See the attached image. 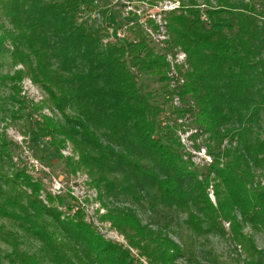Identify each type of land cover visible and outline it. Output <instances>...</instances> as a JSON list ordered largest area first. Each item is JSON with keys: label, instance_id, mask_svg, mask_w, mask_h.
<instances>
[{"label": "trees", "instance_id": "trees-1", "mask_svg": "<svg viewBox=\"0 0 264 264\" xmlns=\"http://www.w3.org/2000/svg\"><path fill=\"white\" fill-rule=\"evenodd\" d=\"M93 1L0 0V61L7 55L11 68H22L0 76L3 86L10 85L8 99L24 105L17 86L24 78L43 92L40 107L56 112L61 123L42 116L38 132L58 148L68 142L77 160L66 165L74 173L85 170L100 194L134 204L150 196V207L185 214L198 237L225 236L227 223L229 239L246 252L245 264H262L241 225L264 231V0H215V6L206 0L204 12L193 8L200 6L196 0H150L179 3L163 17L165 53L186 56L175 66L178 106L168 114L137 82V76L168 82L165 54L155 53L139 32L132 43L104 44L102 28L77 23L80 9L90 10ZM179 131L192 144L205 138L211 159L201 172L183 152ZM16 175L37 194V184ZM4 201L17 212L2 211L4 217L23 216L25 230L41 244L36 257L19 252L13 241L10 264H133L127 250L105 241L78 214L61 222L33 196L26 207L16 196ZM30 211L35 220L44 212L57 221L62 236L30 220ZM102 218L148 264L183 257L182 247L142 226L130 209L107 210Z\"/></svg>", "mask_w": 264, "mask_h": 264}, {"label": "rangeland", "instance_id": "rangeland-1", "mask_svg": "<svg viewBox=\"0 0 264 264\" xmlns=\"http://www.w3.org/2000/svg\"><path fill=\"white\" fill-rule=\"evenodd\" d=\"M94 1L96 3L93 2L89 7L100 11L101 22L95 21L91 25L99 29L104 27L107 17L114 25L133 21V14L129 13L127 17L125 15V4H136L145 0ZM182 1L184 5L188 2V0ZM205 1L196 0V4L200 6L193 8L196 11L204 12L206 9ZM213 1L215 0H210L211 4L215 6ZM244 2L247 3L248 0H244ZM147 3L152 6V13L159 15L161 19L165 16L164 12L161 13L160 10L163 5L168 4L167 1L152 4L150 0H147ZM156 8H160V10L158 11ZM201 15L203 14L201 13ZM76 19L77 23H81L78 20V15ZM4 24L9 29L7 22L4 21ZM136 34L137 30L132 31L134 38H136ZM0 64L1 77L13 70H22L19 66L11 68L7 55L1 59ZM137 82L142 86L145 93L151 94V103L154 107H160L165 114H168L169 107H175L171 106L169 100H166V95L171 90L168 84L159 83L152 78L143 76H137ZM9 86L8 84L3 86L0 82V190L5 195L4 197L0 196V235L2 236L0 237V264H10V260L14 258V256H11L12 247L10 246L13 241L18 245L19 252L36 257L40 255L38 250L41 244L38 241V236L25 230L23 216L15 220L7 219L2 214V211L17 213L16 210L7 207L4 201L7 197L13 196H16L20 204L25 207L33 196L39 206H42L46 212L55 211L60 214L61 222L73 221L77 214L80 215L83 222L92 226V228L94 227L95 232L105 241L127 250L133 257V264H148V260L141 257L136 249L131 248L125 237L113 229L107 220H103L102 217L107 210L130 209L135 213L142 226L167 235L173 243L182 247L183 250V257L178 258L175 264L246 263V252L234 244L227 235L229 229L227 223L222 224L226 233L225 236L212 233L206 235V237H198L185 224V214L166 210L157 205H155L156 207H150L148 203L150 196L145 195V199L140 204H134L124 197L110 198L105 197L102 193L100 194L90 184V179L85 170L79 169L74 173L70 170L69 165H66L65 162L69 158L75 162L77 160V154L73 151L72 146L66 142L58 148L56 144L50 142L51 138L38 132L42 127V116L61 123V117L56 112L48 109L46 105L40 107L41 101L45 99L43 92L27 79H22L17 86L20 88L19 97L22 98L24 105L19 107L8 99L11 95ZM259 126L261 129L264 126V113H262ZM177 135L180 144L183 146V152L201 172L211 159L204 152V147L207 144L205 138L192 144L187 142L186 137L180 131ZM2 142L4 143V151L1 148ZM194 144L202 147L199 153L194 151ZM17 173L27 176L30 183L38 185L37 194H33L28 187L19 185L21 179L17 178ZM257 173L258 171H255V175ZM150 195L152 194L150 193ZM210 199L212 198L210 197ZM41 215L42 219L35 220L33 212L30 211L29 217H31L30 220L37 221V225L53 230L62 236L57 225L58 222L46 216L44 212ZM46 223L50 225L47 226ZM241 226V232L246 235L247 239H250L253 248L256 249L257 253H260L262 264H264V231H254L249 225ZM41 262L47 264L44 260Z\"/></svg>", "mask_w": 264, "mask_h": 264}, {"label": "built area", "instance_id": "built-area-1", "mask_svg": "<svg viewBox=\"0 0 264 264\" xmlns=\"http://www.w3.org/2000/svg\"><path fill=\"white\" fill-rule=\"evenodd\" d=\"M146 1V2H145ZM134 3H126L125 15L126 17L129 13L133 14L132 17L134 18L133 21L124 22L121 24L114 25L113 22L111 23L106 18V23L104 27L101 29V36L102 42L105 43H112V44H129L136 41V38L133 37L132 31L137 30L139 32V36L150 46L155 48V53L165 54V61L170 66V72L167 74L168 86L170 87L169 93L166 95V100H169L171 106H178V99L175 94L176 92V85H174L173 79L177 76V72L175 69L176 65H184L185 63V54L180 52L175 53H165L163 47L164 41L167 39L165 35L164 25L165 22L163 18H159V15H156L154 12L152 13V6L147 3V0ZM96 3V1H93ZM177 2H168V4L163 5L162 9L156 8V10H160L161 13L169 12L177 7H179V3ZM142 5V6H140ZM160 13V14H161ZM101 13L98 9H86V7H82L78 13V20L82 23L83 21L87 22L88 24L101 22ZM201 22H207L205 15L200 16ZM182 83V81H180Z\"/></svg>", "mask_w": 264, "mask_h": 264}]
</instances>
